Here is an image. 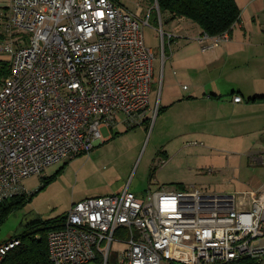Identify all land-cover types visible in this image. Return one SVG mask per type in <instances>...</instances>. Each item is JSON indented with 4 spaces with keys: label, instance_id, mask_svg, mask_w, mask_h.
Returning <instances> with one entry per match:
<instances>
[{
    "label": "built area",
    "instance_id": "obj_1",
    "mask_svg": "<svg viewBox=\"0 0 264 264\" xmlns=\"http://www.w3.org/2000/svg\"><path fill=\"white\" fill-rule=\"evenodd\" d=\"M2 31L10 73L0 85V204L28 194L24 179L89 154L101 129L144 124L154 79L138 15L116 0H12ZM209 38L205 49L229 32L199 40ZM19 242L0 244V264ZM114 242L127 246L120 264H264V186L88 196L48 232L49 261L110 264Z\"/></svg>",
    "mask_w": 264,
    "mask_h": 264
},
{
    "label": "rangeland",
    "instance_id": "obj_2",
    "mask_svg": "<svg viewBox=\"0 0 264 264\" xmlns=\"http://www.w3.org/2000/svg\"><path fill=\"white\" fill-rule=\"evenodd\" d=\"M120 1L131 11L142 7L138 18L145 43L154 54L157 72L164 55L162 33L167 43L166 14L162 22H155L147 0ZM157 87L154 83L153 91ZM152 96L153 93L151 99ZM147 117V124L130 130L121 123L101 129L103 142L89 154H79L24 179L32 197L0 224V244L19 235L32 222L66 214L74 202L88 196L117 194L126 187L137 196H144L150 187L168 190L183 184L211 193H231L256 189L264 183V165L256 163L250 153L251 149L264 148L263 138L203 137L186 132L179 135L173 129L160 128L155 110L149 111ZM162 151L168 153V159H162ZM152 168L155 169L150 179ZM44 177H51V181L44 184ZM126 247L124 242L112 244L110 264H120Z\"/></svg>",
    "mask_w": 264,
    "mask_h": 264
},
{
    "label": "crops",
    "instance_id": "obj_3",
    "mask_svg": "<svg viewBox=\"0 0 264 264\" xmlns=\"http://www.w3.org/2000/svg\"><path fill=\"white\" fill-rule=\"evenodd\" d=\"M11 1L0 0V39ZM147 2L155 7V3ZM235 2L240 19L229 38L206 49L211 38L199 40L204 33L197 24L185 18L171 19L166 14L167 43L164 36L163 49L166 45L167 51L157 72L154 67L150 103L161 129H173L179 135L186 132L203 137L254 136L264 140V0ZM141 9L138 6L131 12L138 15ZM0 61L10 65L9 56L2 52ZM4 78H0V85ZM154 83L158 87L153 91ZM238 95L242 99L235 102ZM250 153L256 163L264 165V148L251 149ZM161 154L168 159L166 151ZM262 186L264 183L256 189Z\"/></svg>",
    "mask_w": 264,
    "mask_h": 264
},
{
    "label": "trees",
    "instance_id": "obj_4",
    "mask_svg": "<svg viewBox=\"0 0 264 264\" xmlns=\"http://www.w3.org/2000/svg\"><path fill=\"white\" fill-rule=\"evenodd\" d=\"M150 2L158 6L161 22L164 14H169L171 19L185 18L197 24L203 33L211 37L226 31L230 32L240 19V9L235 0H150ZM153 12L155 22H157L159 18L155 8L149 12L150 17ZM166 49L165 45V54ZM9 73V63L0 61V78L8 76ZM147 120L148 118L145 119L144 123ZM154 169L152 168L150 171V179L153 177ZM49 181H51V177H44V184ZM178 185L179 188L184 187L183 184ZM31 197L32 193L14 196L3 201L0 204V224L6 220L10 213L23 208ZM65 216L66 214L56 218L39 219L28 224L19 235L10 240L18 239L20 242L8 252L3 264H50L47 235L51 229L62 226ZM226 264L257 263L253 259L244 258Z\"/></svg>",
    "mask_w": 264,
    "mask_h": 264
}]
</instances>
